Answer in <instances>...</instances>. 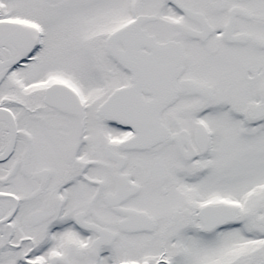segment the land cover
<instances>
[{
  "label": "snow or ice",
  "instance_id": "1",
  "mask_svg": "<svg viewBox=\"0 0 264 264\" xmlns=\"http://www.w3.org/2000/svg\"><path fill=\"white\" fill-rule=\"evenodd\" d=\"M0 264H264V0H0Z\"/></svg>",
  "mask_w": 264,
  "mask_h": 264
}]
</instances>
